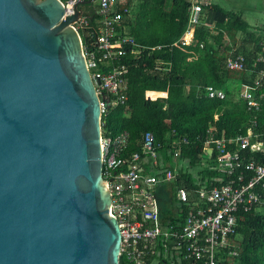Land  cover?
<instances>
[{
    "label": "water",
    "instance_id": "95a60500",
    "mask_svg": "<svg viewBox=\"0 0 264 264\" xmlns=\"http://www.w3.org/2000/svg\"><path fill=\"white\" fill-rule=\"evenodd\" d=\"M94 1L0 0V264H120L104 95L76 25Z\"/></svg>",
    "mask_w": 264,
    "mask_h": 264
},
{
    "label": "trees",
    "instance_id": "16d2710c",
    "mask_svg": "<svg viewBox=\"0 0 264 264\" xmlns=\"http://www.w3.org/2000/svg\"><path fill=\"white\" fill-rule=\"evenodd\" d=\"M192 4L191 0L122 3L119 10L124 15L119 30L128 32L143 49L139 55L130 51L119 56L112 65L99 60L102 53L97 51L96 34L92 32L97 27V8L91 11L87 4L82 6L93 29L79 28L85 51H97L100 64L93 68L94 72H110L114 65L126 66L127 99L103 115V134L113 138L127 134L122 154L131 156L142 151L145 133L153 132L156 142L162 145L163 168L172 167L177 150L180 160H189L191 169L184 168L177 174V185L190 190L196 187L194 171H199L197 165L206 153L204 144L212 127L215 139L223 136L230 139L252 129L255 134L252 141L259 139L264 145V78L254 91L258 107H250L248 100L240 95L243 85H254L259 68L264 67V62L258 60L264 36L252 30L242 14L216 0H206L202 3L200 21L194 25L195 40L184 44L183 37L190 29ZM230 56H243L245 68L249 69H229L226 62ZM210 85L223 89L226 97H209ZM148 90L167 91L168 97L151 99L147 97ZM184 137L189 144L182 142ZM242 157L264 162V149L248 148ZM216 174L215 170L206 171V176ZM259 190L264 198V186ZM241 213L243 219L239 221L232 246L238 254L230 255L227 251L220 253L218 259L221 264H264V204ZM155 258L148 255L145 264H155ZM120 264L136 263L124 254ZM158 264L168 263L160 260Z\"/></svg>",
    "mask_w": 264,
    "mask_h": 264
},
{
    "label": "built area",
    "instance_id": "2783aa9c",
    "mask_svg": "<svg viewBox=\"0 0 264 264\" xmlns=\"http://www.w3.org/2000/svg\"><path fill=\"white\" fill-rule=\"evenodd\" d=\"M79 1H63L68 15L73 14ZM96 1L97 13L101 17L99 26L95 29L91 27L84 10L76 25L78 28L93 29L97 51L102 53L99 60L112 65L115 59L130 51L139 55L143 47L133 36L119 31L123 14L114 10L116 0ZM202 10V3L193 4L190 29L199 23ZM183 43L190 42L183 38ZM97 51H85V55L98 93L104 95L101 97L103 117L111 107L127 99L126 66L114 65L110 72H94L93 68L100 64ZM243 60V56L230 58L227 65L231 69L241 70L245 68ZM258 60L264 62V42ZM263 78L264 68L259 71L254 85L244 84L241 89V96L248 100L250 107L258 106L254 91ZM207 91L211 97H225V92L214 86H208ZM181 140L188 142L185 137ZM233 141H237L243 154L248 148H262L260 143H252L249 136L240 134L234 139H209L208 143L215 144L219 153L214 169L225 174L226 179L221 186L199 189L198 199L193 202L189 192L180 188L178 197L189 209L185 218L177 223L162 217L161 200L165 197L158 188H168L177 173L163 168L164 161L160 154L162 145L156 142L154 133H145L142 151L131 156L122 154L126 148L127 134L115 138L102 134L103 177L109 182L113 198L110 211L121 228V255L125 254L136 264H145L148 255L156 257L155 264L160 260L168 264H221L218 259L220 253L228 251L230 255L238 254L232 246L239 221L243 219L241 212H249L264 204L259 190L261 185L264 186V162L246 160L239 151L229 150ZM173 155L179 156V151Z\"/></svg>",
    "mask_w": 264,
    "mask_h": 264
},
{
    "label": "crops",
    "instance_id": "0c3cea01",
    "mask_svg": "<svg viewBox=\"0 0 264 264\" xmlns=\"http://www.w3.org/2000/svg\"><path fill=\"white\" fill-rule=\"evenodd\" d=\"M63 1H65V0H63ZM139 1L140 0H116V5L114 7V10L116 12H121L119 10V7H120V5L122 3L125 4V3H128V2H132V4L135 5V4H138ZM191 1L194 4V3H198V2L204 3L206 0H191ZM193 4H192V6H193ZM97 9H98V7H97ZM121 13L124 15L123 12H121ZM190 15H191V12H190ZM100 19H101V17H97L95 19V22L97 23V27L100 24ZM121 24H122V21L120 22L119 29H120ZM124 33L128 34V32H125V31H124ZM194 33H195V28L189 29V30H187V32L185 33L183 38H187V40L190 39L188 41L190 43H192L195 40V37H194L195 34ZM189 35H190V37H188ZM233 57L234 56H230L227 59L226 64L228 63V60L230 58L233 59ZM227 67H228V65H227ZM263 68H259V71L261 69H263ZM229 69H231V68H229ZM244 69H249V68H247V66H246V68H244ZM233 70H236V69H233ZM210 86H212V85H210ZM221 90H223V89H221ZM152 92H160V93H162V95L154 96V95H151ZM146 94H147V97H149L151 99H157L158 97H168V92L167 91L148 90ZM240 95H241V93H240ZM209 97H211V96L209 95ZM225 97H226V93H225ZM211 98H215V97H211ZM221 99H223V98H221ZM216 117H218V116H216ZM214 130H215L214 127H212L210 130H208L209 136H207V140H206V142L204 144V148H205L206 153L203 154L201 163L199 165H197L199 167V171L198 170L194 171L196 187H194L193 189L190 190L185 185H183V186L177 185V182L179 180V175H178V177H176L173 180V182L169 185L168 188H166V187H159L158 188L160 193H164V197H165V199L161 200L162 217L164 218V220L165 219L166 220L169 219L172 222L179 223L180 221H182L185 218V215H186V213H187V211L189 209V206L187 204L183 203L179 199L177 192H178V190L180 188H185L189 192L190 198H191V202H193L194 200L198 199V190L199 189L207 188V187L210 188V187L215 186V185L221 186L224 183V181L226 179V175H224V177H222L221 175L218 174L219 171L214 169L215 165L218 164V159H217V156L219 154L218 153V149L216 148L215 144L208 143L209 139L214 138V136H213ZM237 135H239V134H237ZM242 135L249 136L250 137V141L252 143H259L260 142V141H258L259 139L254 140L255 142L252 141V137H253V135H255L252 129H249L247 134H242ZM223 137H225V136H223ZM235 137L233 136V138L232 137L231 138L234 139ZM256 137H259V134H257ZM187 144H189V142H187ZM261 147H262V149H264V145L263 144H261ZM209 149H212V153H208ZM229 150L239 151L240 153L243 154V151H240V147H239V144L237 143V141H233V142L230 143ZM188 162H189V160L188 161L180 160V156H174L173 157V162L170 164V165H172V167L170 166L169 169H172L173 171H175V173L180 174V172L182 173V171L185 170L184 168L187 169L185 171H188V167H189L188 166ZM190 169H191V166L189 167V170ZM208 170H215L217 172V174L214 175V176L213 175L212 176H209V175L206 176V171H208Z\"/></svg>",
    "mask_w": 264,
    "mask_h": 264
},
{
    "label": "rangeland",
    "instance_id": "374dc122",
    "mask_svg": "<svg viewBox=\"0 0 264 264\" xmlns=\"http://www.w3.org/2000/svg\"><path fill=\"white\" fill-rule=\"evenodd\" d=\"M216 1L220 2L227 9L242 14L244 19H246L251 24L252 26L251 29L257 30L258 32H260V34L264 36V0H216Z\"/></svg>",
    "mask_w": 264,
    "mask_h": 264
},
{
    "label": "flooded vegetation",
    "instance_id": "af4514ba",
    "mask_svg": "<svg viewBox=\"0 0 264 264\" xmlns=\"http://www.w3.org/2000/svg\"><path fill=\"white\" fill-rule=\"evenodd\" d=\"M86 6H88V8H89L91 11H93V10H95V9L97 8V2H96V0H95L93 3H91V4H87Z\"/></svg>",
    "mask_w": 264,
    "mask_h": 264
},
{
    "label": "bare ground",
    "instance_id": "6f19581e",
    "mask_svg": "<svg viewBox=\"0 0 264 264\" xmlns=\"http://www.w3.org/2000/svg\"><path fill=\"white\" fill-rule=\"evenodd\" d=\"M188 37H190V35Z\"/></svg>",
    "mask_w": 264,
    "mask_h": 264
}]
</instances>
